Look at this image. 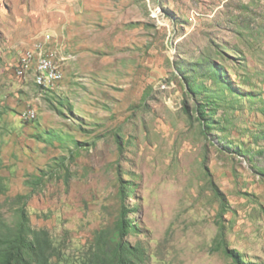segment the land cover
<instances>
[{
	"label": "rangeland",
	"instance_id": "1",
	"mask_svg": "<svg viewBox=\"0 0 264 264\" xmlns=\"http://www.w3.org/2000/svg\"><path fill=\"white\" fill-rule=\"evenodd\" d=\"M37 46L53 88L14 72ZM0 137V221L26 201L62 264L115 224L121 184L139 264H237L213 250L220 221L264 264V0H0Z\"/></svg>",
	"mask_w": 264,
	"mask_h": 264
},
{
	"label": "trees",
	"instance_id": "2",
	"mask_svg": "<svg viewBox=\"0 0 264 264\" xmlns=\"http://www.w3.org/2000/svg\"><path fill=\"white\" fill-rule=\"evenodd\" d=\"M210 103H212L211 99L199 106L203 117L210 114L211 110L207 109V105ZM79 145L81 143L76 141L75 146L68 150L73 154ZM66 158L61 157L57 161V165L51 167L49 171H44L43 175H35L27 180V185L31 187L32 191L29 194H19L16 198L18 200L30 198L32 193L44 184L46 176L56 175L64 168L68 169ZM1 165L0 160V169ZM128 192L129 186L121 184L120 194L124 203L120 215L113 226L102 227L96 231L92 245L83 257V264H139L136 258L143 252L140 247L129 240V235L135 226L134 220L129 215L132 209L125 203ZM226 208V203L223 202L220 216L223 215ZM18 212L19 218L15 228L8 226L2 220L0 221V264H62L60 257L53 259V257L59 256L55 243L47 235L38 234L30 225L26 201ZM219 224V232L214 240L213 250H223L237 264H245L242 255L236 249L229 247L225 239V225L221 221Z\"/></svg>",
	"mask_w": 264,
	"mask_h": 264
},
{
	"label": "bare ground",
	"instance_id": "3",
	"mask_svg": "<svg viewBox=\"0 0 264 264\" xmlns=\"http://www.w3.org/2000/svg\"><path fill=\"white\" fill-rule=\"evenodd\" d=\"M36 55L33 49L28 50L20 57L18 63L14 68V72L18 77L27 78L30 71H34L35 83L43 88H53L56 83L62 78L63 73L58 68L56 62L49 55H45L40 46H37ZM52 68L55 73H52ZM39 73V76L37 75ZM34 114V113H33Z\"/></svg>",
	"mask_w": 264,
	"mask_h": 264
},
{
	"label": "built area",
	"instance_id": "4",
	"mask_svg": "<svg viewBox=\"0 0 264 264\" xmlns=\"http://www.w3.org/2000/svg\"><path fill=\"white\" fill-rule=\"evenodd\" d=\"M16 73V72H15ZM52 73H55L54 69L52 68ZM39 76V73L37 74Z\"/></svg>",
	"mask_w": 264,
	"mask_h": 264
}]
</instances>
